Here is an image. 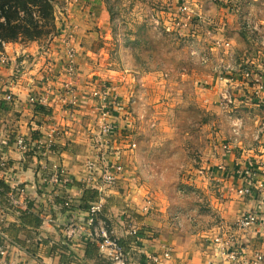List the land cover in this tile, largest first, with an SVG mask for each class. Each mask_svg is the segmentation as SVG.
<instances>
[{"label":"crops","instance_id":"obj_1","mask_svg":"<svg viewBox=\"0 0 264 264\" xmlns=\"http://www.w3.org/2000/svg\"><path fill=\"white\" fill-rule=\"evenodd\" d=\"M205 1L207 0H193L191 6L193 7V4L197 2L201 5ZM222 5L228 7L227 2ZM69 6L73 7L68 18L70 17L78 27L76 40L79 73L74 76V82L80 85L83 109H87L90 106L87 100V91L90 88L89 79L95 76L92 72L93 64L90 62L92 59L88 56L97 55L93 45H96L99 40L105 41L112 38V31L108 28L109 17H107L106 8L101 0H80L76 5L70 3ZM57 18L59 34L48 40L46 47L42 46L43 41L16 42L8 43L0 50V93L9 89L14 92L21 103H16L5 113L6 126H0V140H4L8 146L5 157L10 164L7 176L0 175V234L5 233L11 240V253L15 255L12 259L23 264H112L111 259L101 253L100 241L102 239L97 234V225L90 227L88 224L90 208L101 203L102 210L96 219L105 222L112 235L119 239L120 245L128 253V264H149L153 254L162 253L165 249L172 251V258L167 264H230L229 260H226L218 251L223 257L221 262L220 256L218 257L216 252L212 251L208 243H204L200 233L182 231L176 226H171L163 216H160V213L151 214L141 222H137L130 215L125 218L123 209L127 207H119L114 202L115 200L124 202L127 196L135 197L129 191L127 193L125 189V185L133 180L128 176L134 174L139 175V186L134 193L138 198H148L149 196L145 197L148 192L153 201V198L157 199L161 194L158 191L152 193L145 187L139 171L142 165L149 167H153V164L159 165L157 157L165 150L164 143H156L151 138L147 144V132L150 133L151 129L145 127V119L158 121L155 116L149 113L140 116L142 112L138 108L135 114L131 113L133 109L131 100H135V92L138 91L136 95L138 97L139 94L138 98H141L146 88V83L142 78H138L132 84H124L126 88L124 94L121 95L123 97H120L122 100L120 121L122 126L127 128L128 138L132 139L123 141L124 139L121 138L115 144H118L117 149L125 152L123 162L127 175L122 177L116 188L107 193L105 197L100 196L97 191L85 190L83 184L85 161L96 159L94 142L91 137L87 138L84 123L77 124L72 133L63 140L62 154L48 160L50 164L58 163L65 167L73 177V182L67 187L62 184L53 185L46 181L45 159L25 158L16 149L17 134L31 135L32 131L33 114L26 102L29 95L48 94L50 96L51 88H54V92L59 89L63 90L64 83L68 81L66 79L67 68L65 69L67 53L64 46L68 18ZM228 18H234V16L230 15ZM253 23L255 27L250 30L251 32L257 31L258 27L254 21ZM225 28L226 24L222 30L223 38H217V40L225 39L228 35L233 44L230 49L224 50V55L220 56L217 62L218 75L215 86L217 93L202 98L199 101L200 105L197 106L200 109L195 111L206 116H216L221 124L220 132L223 133L221 129L224 128L229 136H231V131L225 129L226 119L228 120L229 116L234 118L233 125L236 119H241L245 124L243 137L235 145L231 146L229 140V143H225L226 145L218 146L217 148H222L225 145V151H221V157L219 154V163L215 159V163L213 161L208 166L210 168L219 167V165L226 166V169H220L215 181L220 196L223 197V200L218 199L217 201L221 202L219 209L227 211L226 215L223 214L227 221L225 223L233 227L241 259L248 261L249 264H264V260L258 263L256 259L258 254L264 255V134L259 136L264 124V111L260 109V106L264 105V96L256 99L255 88L244 82L245 70L252 72L254 79L256 78L255 72L264 74V55L257 54L258 50L252 51L249 47V49L241 50L243 44L239 39L240 34L227 32ZM247 29L249 30L248 25ZM247 29L242 30L248 37L244 42L250 44L249 35L252 34ZM209 48L216 49L217 47L209 45ZM203 51L206 54L203 53L201 64H211L210 53H207L205 48ZM196 52L192 51L191 55ZM3 55L9 56L11 62L3 64L1 61ZM24 57L30 58L31 64L28 63L27 67L21 68L20 58ZM129 80L132 79L129 78ZM152 84L156 85L154 80ZM227 86H230L232 91L236 90L233 92L236 104L228 109L223 106L222 97H220L222 88L225 90ZM153 89L155 90L156 87ZM57 99L58 97L55 98ZM124 101L128 102L125 104ZM123 104H125L124 108ZM61 110L58 107L56 111ZM152 123L159 129L156 122ZM209 128V124H203L202 132H208ZM191 133L194 132L191 131ZM159 134L166 138L165 131ZM217 137L220 139V135ZM203 139L204 137H202L203 147L207 150L212 149L210 145L212 142H203ZM165 140L167 144L169 140ZM134 142L137 143V148L132 150L130 143ZM230 147L233 149L229 150ZM155 167L157 170L150 173L151 181L156 180V175L159 173L158 166ZM254 171L256 176H252L251 180L255 188L254 194L243 197L238 191L250 186L247 177H250V172L254 174ZM17 186L25 190L24 196L17 194V198L27 203L25 209H19L10 202L9 195L15 192L14 188ZM69 194L76 198L75 209H66L63 206L64 198ZM159 199L156 203L152 202L156 209L167 210L166 201L159 203ZM144 205L141 203L139 207L143 208ZM130 208L136 207L130 204ZM131 211L133 209H129L130 213ZM249 211L257 213L260 222L246 231H239L236 223L242 215ZM77 227L81 228V233L70 234ZM134 229H138L137 235L133 234Z\"/></svg>","mask_w":264,"mask_h":264},{"label":"rangeland","instance_id":"obj_2","mask_svg":"<svg viewBox=\"0 0 264 264\" xmlns=\"http://www.w3.org/2000/svg\"><path fill=\"white\" fill-rule=\"evenodd\" d=\"M79 1L55 0L57 26H59L57 17L67 19L73 7L69 4L76 5ZM101 1L109 17L108 28L112 31V38L97 41L96 45H93L97 55L88 56L92 59L90 61L94 67L92 72L95 73V76L89 79L90 88L87 91L90 106L83 109L80 85L68 74L66 79H69L78 90L76 118L69 120L70 108L63 106L60 101H55L59 95L61 97V89L56 92L54 88L50 89L52 99L50 104L64 110L68 118L67 125L76 128L77 124L84 123L89 139L95 135V132L99 133L105 119L115 125L117 122L122 125L119 121L121 115L115 118L105 110L119 113L122 103L120 97H123L121 95L126 88L124 84H132L138 78H142L146 88L141 98H138L139 94L138 97L136 95L138 91L135 92L136 101L131 100L133 105L131 113L135 114L138 108L142 112L140 116L147 113L155 116L158 121L145 119V127L151 129L150 133L147 132V144L151 138L156 143H164L166 151L160 152L157 157L159 165H156L161 174L156 175V180L150 179V173L157 170L155 164H153L154 168L142 165L139 171L145 187L152 193L156 191L161 193V196L159 195L157 199L153 198L152 202L156 203L160 198L159 203L166 201L168 209L157 210L153 203L149 209H146L152 198L148 192L145 197H149L145 199H140L134 194L139 186L137 174L129 175L128 177H132L133 180L125 185L127 193L129 191L135 197L127 196L124 202L121 200L114 202L119 207H127L123 209L125 218L130 215L137 222H141L151 214L160 213V216H163L171 226H176L182 231L200 233L204 243H208L218 257L221 252L223 257L229 260L224 250L227 249L226 245L235 233L233 227L225 223L227 221L224 215L227 211L219 209L221 202L217 200H223V197L220 196L215 182L220 169H226V166L210 168L208 165L213 161L215 163V159L219 163L221 151H225L224 146L229 140L232 146L236 140L243 137L245 124L241 119H236L233 125L234 118L228 115L230 118L226 119L225 129L231 131L229 136L224 128L221 129L223 133L220 132L221 124L216 116L202 115L195 110L200 109L197 106L200 105L199 101L202 98L217 93L215 88L218 75L217 62L219 57L224 55V50L228 49L227 43H230L231 47L233 44L228 35L225 39L217 40L223 38L222 30L225 24L227 32L240 34L239 39L243 44L241 50L250 48L252 51L258 50L257 54L264 55V0H207L201 5L197 2L193 7L191 6L193 0ZM226 2L228 7L222 5ZM230 15L234 18H228ZM253 21L258 25L255 32L250 31L255 27ZM245 29L252 34L249 35L250 44L244 42L248 39L242 31ZM47 44L48 40H43L42 46L46 47ZM209 45L217 48H209ZM204 48L210 53L211 64H201V57L203 53L206 54ZM192 51L197 52L191 55ZM66 59L65 69L68 65V57ZM153 80L155 86L152 84ZM223 95H225L224 88L220 97ZM124 102L126 104L128 101ZM260 109L264 111V105H261ZM152 122H156L159 129ZM203 124L210 126L206 133L202 132ZM123 129V131L127 130L125 127ZM235 130L240 132L237 134ZM161 131L167 133L166 138L159 134ZM71 133L72 131L66 136ZM191 135L193 137H190ZM217 135H220V139ZM202 137H204L203 142H212L210 144L212 149L207 150L203 147ZM229 137L233 138V141ZM165 139L169 140L167 144ZM223 144L225 145L222 148H217ZM117 157L114 156L115 159ZM126 175L125 171L121 178ZM141 203L146 206L140 208ZM130 204H134L136 208H130ZM129 209H133L132 213ZM223 257L220 256L221 262Z\"/></svg>","mask_w":264,"mask_h":264},{"label":"built area","instance_id":"obj_3","mask_svg":"<svg viewBox=\"0 0 264 264\" xmlns=\"http://www.w3.org/2000/svg\"><path fill=\"white\" fill-rule=\"evenodd\" d=\"M67 33L64 37V46L66 49L68 57L67 74L72 79L76 76L78 72L79 65L77 63L78 59V49H77V25L71 21L67 20ZM6 43H3V47ZM228 49L231 48V44L227 43ZM30 58L24 57L20 58L19 66L21 68L27 67V64H31ZM3 64H8L11 59L7 55H3L1 58ZM256 78L254 79L253 73L249 70L244 71V82L250 84L255 88L254 96L256 99H261L264 96V74L255 72ZM63 87L62 95L58 96L55 101L62 102L63 106L70 108L69 120H74L76 118V106L78 103V90L74 87L73 83L68 81ZM262 94V95H261ZM132 101H136L132 99ZM27 104L29 105L31 112L33 114V121L31 122V135L27 134H17L15 138L16 149L26 158L34 159H45L46 163L44 166V172L47 175V182L53 185L62 184L64 186H69L73 182V177L67 172L66 168L58 163L50 164L48 162L51 157L62 154V143L67 137L66 134L73 131L74 127L66 124L68 118L65 115L64 110L56 111L58 107L52 106L50 103L52 100L48 94L44 95H29L27 99ZM21 104L20 100L17 99L14 92L7 89L0 93V126H6L5 113L12 109L15 104ZM222 103L225 108H230L236 104L234 93L230 86L225 89V95L222 96ZM109 115L118 118L120 112H113L110 110H105ZM61 113V114H60ZM106 116V115H105ZM42 118V119H41ZM40 119V120H37ZM120 121V119H119ZM124 126L117 122V125L109 122L105 119L101 125L99 133L95 132L92 138L96 151V159L85 161V173L83 178V184L85 190L95 192L97 191L100 196L105 197L107 193L111 192L119 184L121 176L126 171L124 166L125 152L117 149L115 143L119 142V139H124L127 141L129 135L127 130L123 131ZM238 134L240 132L236 131ZM264 134V124L261 127L259 136ZM235 141L233 145L237 143ZM130 149L134 150L137 148V143H130ZM232 147L229 148L231 150ZM8 151V146L4 143V140H0V175L7 176L9 170V161L5 157V153ZM117 155V159L114 156ZM250 177L248 178L249 187L242 188L239 190V194L243 197H249L254 194V185L251 184L252 176H256L250 172ZM30 180L32 178H29ZM44 184V183H42ZM15 192L9 195L10 202L12 205H16L19 209H25L27 203L22 201L21 198H17V194L21 196L25 195V190L17 186L14 188ZM76 198L72 195H66L64 198L63 206L66 209H75ZM102 204L99 203L94 207L90 208V216L88 224L90 227L97 225V234L102 239L100 241L101 253L111 259L112 264H128V253L123 249L119 243V239L112 235L109 231L105 222L97 220L96 216L102 210ZM146 206V205H145ZM152 206V201L148 203L146 209ZM1 211V205H0ZM260 222L258 214L249 211L242 215L237 223L236 227L239 231H246L252 225ZM97 223V224H96ZM81 233V228L77 227L73 229L70 234ZM133 234H138V229L133 230ZM227 257L229 258L230 264H249L248 261L242 260L240 255V249L238 243L234 236L228 241L226 245ZM11 253V240L9 236L5 233L0 234V264H23L12 259L14 257ZM172 258V251L165 249L162 253L153 254L150 257L149 264H167ZM257 262L264 260L263 254H258L256 256Z\"/></svg>","mask_w":264,"mask_h":264},{"label":"trees","instance_id":"obj_4","mask_svg":"<svg viewBox=\"0 0 264 264\" xmlns=\"http://www.w3.org/2000/svg\"><path fill=\"white\" fill-rule=\"evenodd\" d=\"M58 34L55 0H0V50L3 43L42 42Z\"/></svg>","mask_w":264,"mask_h":264}]
</instances>
